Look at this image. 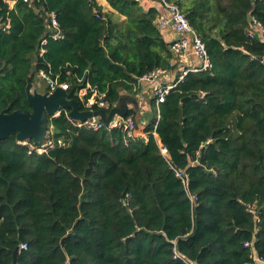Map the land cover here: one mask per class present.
Returning <instances> with one entry per match:
<instances>
[{"label": "trees", "instance_id": "trees-1", "mask_svg": "<svg viewBox=\"0 0 264 264\" xmlns=\"http://www.w3.org/2000/svg\"><path fill=\"white\" fill-rule=\"evenodd\" d=\"M106 1L113 14L97 0H0V112L32 110L27 78L39 83L40 71L78 101L90 83L112 109L139 78L169 67L157 10ZM176 2L213 69L166 95L156 129L150 101L147 138L79 128L66 110L50 121L57 145L48 153H31L16 135L0 140V264L264 260V41L250 35L253 19L264 30V0ZM50 14L62 39L48 30Z\"/></svg>", "mask_w": 264, "mask_h": 264}, {"label": "built area", "instance_id": "built-area-1", "mask_svg": "<svg viewBox=\"0 0 264 264\" xmlns=\"http://www.w3.org/2000/svg\"><path fill=\"white\" fill-rule=\"evenodd\" d=\"M32 0H25V2H30ZM159 6L158 18L156 19L157 28L162 31L168 26H171L177 35V39L170 43L169 50L171 53V58L169 59V67L158 68L153 72L144 75L137 80V85L135 87V93L138 95L139 89L143 84H148L152 86L153 99L157 107V118L154 125V129L157 128L160 121V104L164 102L166 95L177 88V86L182 83L189 74H199L203 72H208L213 69L212 60L208 54L207 47L202 41L199 33L190 24L186 14L183 12L182 8L177 4L176 0H154ZM48 30L52 33L54 40H59L63 38L60 32V25L55 14H50L48 18ZM256 33H259L260 39L264 41V30L260 23L253 19V28L250 31V35L254 37ZM46 40L43 41V44ZM264 66V58L261 60ZM39 83L37 85H43L49 87L50 92H54L58 87H62L67 92L70 87L69 84H60L58 79H54L45 71H40L38 75ZM78 84L83 85V80H78ZM79 103L84 106V111H98L105 110L109 113L110 104L106 100V94H101L98 90L93 87L90 83L83 85L78 91ZM138 97L142 101V96ZM97 108V109H96ZM67 117L68 113H67ZM56 118V117H55ZM75 125L79 128H88L93 130H121L128 140H135L138 137L147 138V134L144 129L140 130L136 120L132 116L120 117L115 116L113 120L106 124L100 118H91L84 122H76ZM51 132L49 130L48 136L45 141L41 144L30 143L29 141L20 142L22 145H27L31 153L45 154L50 150L56 148V143L50 136ZM157 138V134L154 133ZM58 146H63L61 141L58 142ZM161 154L164 158H170L169 152L165 146L159 144ZM178 177H180L184 183L187 184V179L182 173L177 172ZM246 246H251L247 243ZM21 249L26 250L27 245H21ZM184 264H192L186 258L181 257ZM255 264L258 261H263V259L254 258Z\"/></svg>", "mask_w": 264, "mask_h": 264}, {"label": "water", "instance_id": "water-1", "mask_svg": "<svg viewBox=\"0 0 264 264\" xmlns=\"http://www.w3.org/2000/svg\"><path fill=\"white\" fill-rule=\"evenodd\" d=\"M35 72V68L33 69ZM129 93L122 92L121 98L112 110L82 111L80 103L71 99V93L58 87L54 92L41 93L31 77L27 78L26 95L32 110H16L9 112L4 109L0 112V140H7L16 135L19 142L32 141L41 144L49 133V124L52 118L59 117L62 111H68L70 120L84 122L91 118H100L109 124L115 116L126 117L128 114ZM136 101V100H135ZM19 248L15 251L17 254ZM257 264H264L258 261Z\"/></svg>", "mask_w": 264, "mask_h": 264}, {"label": "crops", "instance_id": "crops-1", "mask_svg": "<svg viewBox=\"0 0 264 264\" xmlns=\"http://www.w3.org/2000/svg\"><path fill=\"white\" fill-rule=\"evenodd\" d=\"M98 4L102 6L104 12H110L114 13L115 11L111 8V6L108 4L106 0H97ZM141 5L144 8V10H149L150 8H155L158 12L159 6L154 0H141ZM11 7L13 8L15 6V1H12ZM159 14V13H158ZM114 18L118 20V18L123 21L125 18L119 16L117 13L114 14ZM158 18V16H157ZM161 33L164 36V40L166 43L170 44L174 40L177 39V35L175 34L173 28L171 26H168L164 30L161 31ZM142 96V101L139 100ZM129 98H127L128 101V111L133 110L135 112V115H137L138 120L140 121L141 125H139L140 130L144 129V125L147 126L150 119V101H154L153 99V93H152V86L148 84H143L140 89L138 95L136 93L134 95L128 94ZM136 100V101H135ZM140 112L139 114H136Z\"/></svg>", "mask_w": 264, "mask_h": 264}, {"label": "rangeland", "instance_id": "rangeland-1", "mask_svg": "<svg viewBox=\"0 0 264 264\" xmlns=\"http://www.w3.org/2000/svg\"><path fill=\"white\" fill-rule=\"evenodd\" d=\"M35 84H36L37 88L40 89L41 93L45 92V91H44V88H45V87H44L42 84H41V85H39V84L37 85V83H35ZM139 113H140V112H138V113H136V114H139ZM135 118H136L135 120H136L138 126L141 125L140 121L138 120L137 115L135 116Z\"/></svg>", "mask_w": 264, "mask_h": 264}, {"label": "clouds", "instance_id": "clouds-1", "mask_svg": "<svg viewBox=\"0 0 264 264\" xmlns=\"http://www.w3.org/2000/svg\"><path fill=\"white\" fill-rule=\"evenodd\" d=\"M44 93V92H43ZM57 118V117H56Z\"/></svg>", "mask_w": 264, "mask_h": 264}]
</instances>
